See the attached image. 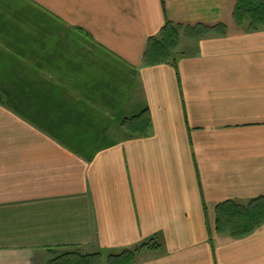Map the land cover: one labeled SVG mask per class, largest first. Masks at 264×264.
Returning a JSON list of instances; mask_svg holds the SVG:
<instances>
[{
    "label": "crops",
    "instance_id": "0c3cea01",
    "mask_svg": "<svg viewBox=\"0 0 264 264\" xmlns=\"http://www.w3.org/2000/svg\"><path fill=\"white\" fill-rule=\"evenodd\" d=\"M236 6L0 0V264L152 238L133 264H264V218L217 224L264 217V27ZM168 21L176 62L146 64Z\"/></svg>",
    "mask_w": 264,
    "mask_h": 264
},
{
    "label": "trees",
    "instance_id": "16d2710c",
    "mask_svg": "<svg viewBox=\"0 0 264 264\" xmlns=\"http://www.w3.org/2000/svg\"><path fill=\"white\" fill-rule=\"evenodd\" d=\"M237 0L235 9V17L238 23L248 30H257L264 27V2L262 0ZM262 16V17H261ZM262 19L263 21H259ZM184 28L180 24H173L167 22L162 28L158 37H153L149 40L148 49L145 53L144 60L146 64H157L176 62L178 55L177 47L179 44V34L181 29ZM187 30L210 31L214 27L197 26L185 27ZM143 113L141 115V132L146 135L150 129L151 123L149 117ZM134 120V119H133ZM129 121H126V124ZM137 128V127H136ZM263 215L257 217H248L245 210L241 208L229 209L219 214L217 217L218 229H230L232 232H239L241 235L250 233L256 224L259 223ZM260 219V220H259ZM224 227V228H223ZM159 243L154 238L142 243L132 249H126L121 253H113L106 250H97L94 252L80 253L79 251H68L63 255L57 256L48 264H133L136 255L143 249H156L159 248ZM107 254L105 255L104 253Z\"/></svg>",
    "mask_w": 264,
    "mask_h": 264
},
{
    "label": "rangeland",
    "instance_id": "374dc122",
    "mask_svg": "<svg viewBox=\"0 0 264 264\" xmlns=\"http://www.w3.org/2000/svg\"><path fill=\"white\" fill-rule=\"evenodd\" d=\"M246 2H249L248 0H245ZM262 17V16H261ZM259 21H263L262 19H258ZM183 42V41H182ZM183 47V46H182ZM181 47V48H182ZM185 47V50L188 49L187 46H184ZM178 49V47H177ZM68 251H76V252H80V253H87L89 251H87L86 249H77V248H74V247H68V248H59V249H56V250H51V254H45V257L44 258H41V257H36L35 261H34V264H48L51 260H54L57 256H60V255H63L64 253L68 252ZM105 255L107 254L104 253Z\"/></svg>",
    "mask_w": 264,
    "mask_h": 264
}]
</instances>
